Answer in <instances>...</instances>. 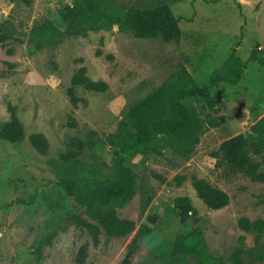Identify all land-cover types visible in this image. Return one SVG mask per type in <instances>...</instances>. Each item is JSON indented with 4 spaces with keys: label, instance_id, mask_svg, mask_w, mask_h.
Returning a JSON list of instances; mask_svg holds the SVG:
<instances>
[{
    "label": "rangeland",
    "instance_id": "1",
    "mask_svg": "<svg viewBox=\"0 0 264 264\" xmlns=\"http://www.w3.org/2000/svg\"><path fill=\"white\" fill-rule=\"evenodd\" d=\"M81 0H0V124L10 119L8 103L17 109L25 139L0 141V264H78L82 245L88 244L85 264H119L127 244L142 223L152 232L141 240L143 256L153 255L167 264H194L174 258L172 246L179 228L174 200L187 196L197 212L207 250L227 264H235L241 247L243 264H264L251 258L256 236L238 226L241 217L264 220V182L231 169L220 156V144L249 129L264 117V67L249 60L254 49L264 57V0H184L171 4L182 31L178 40L137 38L123 27L132 6L151 8L162 0H100L104 16L98 28L49 40L34 30L50 21L66 32L69 9ZM74 29V27L72 28ZM236 48L247 63L237 85L222 83L211 94L217 111L202 99L183 103L206 118H225L217 127L206 126L194 153L177 157L159 140L152 146L125 152L136 179V194L121 218L136 223L127 236L110 237L102 231L93 244L83 221L94 222L85 209L66 195L60 176L86 178L92 186L108 182L131 109L150 96L174 72L185 68L195 80L208 84L211 73L222 67ZM86 67L92 81H104V92L76 88L82 99L75 107L67 89L77 70ZM74 122L75 126L70 123ZM42 133L47 154L37 152L28 137ZM93 142L66 161L72 139ZM256 161L259 155L250 151ZM264 169V162H262ZM184 176L182 184L176 177ZM206 179L229 195L222 209L208 208L192 186ZM244 236L243 242L240 237Z\"/></svg>",
    "mask_w": 264,
    "mask_h": 264
},
{
    "label": "trees",
    "instance_id": "2",
    "mask_svg": "<svg viewBox=\"0 0 264 264\" xmlns=\"http://www.w3.org/2000/svg\"><path fill=\"white\" fill-rule=\"evenodd\" d=\"M14 1V0H12ZM31 4L32 0H20ZM184 0H162L151 8L132 6L128 9L123 21V27L137 38L161 37L170 42L180 39L182 31L179 18L171 9V4ZM207 1V0H205ZM236 1V0H234ZM100 0H81L71 9V21L66 32L58 30L50 21L39 29L34 30L36 36L49 35V40H58L62 36L76 32L77 28L90 30L98 28V23L104 14L99 9ZM241 13V4L236 1ZM74 27V29H72ZM249 60L256 61L264 67V57L258 55L254 49ZM247 63L237 54L234 48L221 68L211 73L208 84H199L192 74L182 68L170 75L164 83L140 104L131 109L124 128L120 150H115V163L110 180L102 185L92 186L86 178L72 175L60 176L57 183L63 188L67 196L83 207L94 222L83 221V226L91 235L94 245L100 241L102 231L110 237H122L136 230V223L121 218L117 208L126 206L136 194L137 176L132 165L126 161L125 152L138 150L140 147L152 146L159 140L172 150L177 157L191 156L200 142L201 135L206 126L217 127L224 123L225 118L217 119L208 113L204 119L196 109L190 108L183 100L199 97L208 109L217 111V101L213 98L211 90L222 83L237 85L244 74ZM78 86L89 91L104 92L108 84L104 81H92L87 76L86 67L81 66L74 74L67 95L73 106L82 101L76 94ZM10 119L0 124V141L20 143L25 139L23 126L17 116V109L8 103ZM75 126V123H70ZM31 146L40 154L45 155L49 149V142L42 133L32 134L28 137ZM93 146V142H84L74 138L70 142L72 154H62V158L70 161L75 153ZM250 151L261 157L256 161ZM214 156H220L229 164L232 170L242 172L254 181L264 182V117L259 119L249 129L223 141ZM184 176L176 177V184L180 185ZM192 186L198 197L210 209L219 210L229 203V195L222 189L214 186L206 179H194ZM174 206L179 210V228L172 246V256L176 259L187 257L194 264H227L223 259L213 256L207 250L204 233L199 226L197 212L192 201L187 196H179L174 200ZM238 226L246 233L256 236V246L251 251V258L262 260L264 258V220H250L241 217ZM152 232V227L142 223L135 236L127 244L126 253L119 264H167L153 255L143 256L141 240ZM244 236L240 237L243 242ZM244 250L240 247L233 256L235 264H243L241 255ZM88 257V244L80 247L77 262L85 264Z\"/></svg>",
    "mask_w": 264,
    "mask_h": 264
}]
</instances>
